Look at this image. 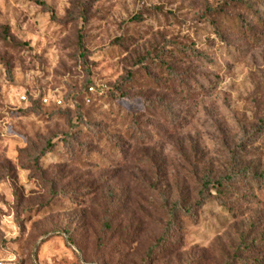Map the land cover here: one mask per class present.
I'll return each instance as SVG.
<instances>
[{"label":"rangeland","instance_id":"rangeland-1","mask_svg":"<svg viewBox=\"0 0 264 264\" xmlns=\"http://www.w3.org/2000/svg\"><path fill=\"white\" fill-rule=\"evenodd\" d=\"M252 175L264 0H0V264H264Z\"/></svg>","mask_w":264,"mask_h":264},{"label":"trees","instance_id":"trees-1","mask_svg":"<svg viewBox=\"0 0 264 264\" xmlns=\"http://www.w3.org/2000/svg\"><path fill=\"white\" fill-rule=\"evenodd\" d=\"M195 57H199V55H195ZM169 73L171 74V75H173L175 78H177V79H180V75H177V74H174L173 72H171L170 70H169ZM43 153L44 152H42L41 154H38L37 156H36V158H40V156L41 155H43ZM38 158V159H39ZM248 175H251V174H248ZM235 177H236V174H234V173H230V174H228L227 176H225L224 178H222V179H220V180H218L216 183H211V181L210 180H208V179H205L204 181H203V183H202V185H201V189L202 190H204V191H206L207 189H208V187H211L212 189H217V187H220V182H227V181H232V180H234L235 179ZM252 178H253V180L254 181H256V183H262V184H264V179L262 178V176H255V175H252ZM202 190H200V192H199V195H200V193L202 192Z\"/></svg>","mask_w":264,"mask_h":264},{"label":"built area","instance_id":"built-area-1","mask_svg":"<svg viewBox=\"0 0 264 264\" xmlns=\"http://www.w3.org/2000/svg\"><path fill=\"white\" fill-rule=\"evenodd\" d=\"M21 101H25V98L24 97H21ZM42 102L43 103H46V99H43ZM59 103H60V101H57V104H59Z\"/></svg>","mask_w":264,"mask_h":264}]
</instances>
